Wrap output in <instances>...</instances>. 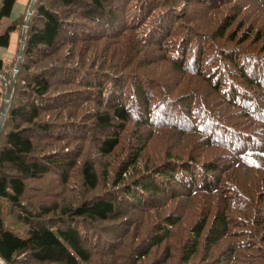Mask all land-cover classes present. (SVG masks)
<instances>
[{"label":"trees","instance_id":"16d2710c","mask_svg":"<svg viewBox=\"0 0 264 264\" xmlns=\"http://www.w3.org/2000/svg\"><path fill=\"white\" fill-rule=\"evenodd\" d=\"M10 80L6 264H264V0H34ZM72 174L80 199L28 193Z\"/></svg>","mask_w":264,"mask_h":264},{"label":"rangeland","instance_id":"374dc122","mask_svg":"<svg viewBox=\"0 0 264 264\" xmlns=\"http://www.w3.org/2000/svg\"><path fill=\"white\" fill-rule=\"evenodd\" d=\"M28 3L29 0H17L12 10L13 15L18 13L20 9L22 10L23 7H25ZM9 23V18L1 19L0 32L3 31ZM19 33L20 29L13 33L11 32L10 44L7 47L0 46V56L2 57L4 62L8 64L4 69L5 74L3 76L0 75V88L2 92L6 91L8 84L7 80L11 79L12 67L16 58L17 49L19 47ZM3 95L2 97H0V111L4 103ZM78 176L79 175L77 174H72L70 178L68 176V181L66 182V184L62 185L59 183L58 179L55 176H51L52 178L50 181L47 180L48 177L29 179L27 181V184L29 185V188L27 190L31 198L33 197V199L36 201L44 200L41 202L46 203H50V201L64 202L66 201V199L75 200L77 199V196L78 199H80L81 196L84 194L83 191H85V188ZM2 218L4 226L7 229H10L15 234H24L26 224L22 221L17 220L11 213H9V207L4 202L2 207ZM2 263L4 264L5 262L2 260Z\"/></svg>","mask_w":264,"mask_h":264},{"label":"water","instance_id":"95a60500","mask_svg":"<svg viewBox=\"0 0 264 264\" xmlns=\"http://www.w3.org/2000/svg\"><path fill=\"white\" fill-rule=\"evenodd\" d=\"M33 1L34 0H30L29 9H28V12H27V16L25 18V23L23 25V30L21 32L20 46H19V49H18V52H17V58H16V61H15V64H14V67H13V74H12L13 79L15 78V75H16V73L18 71L20 60H21V57H22V54H23V46H24V43H25V35H26V29H27V25H28V18L31 15ZM6 91H7V88H6ZM6 91L4 92V95H3L4 100L7 97ZM9 100H10V98L8 99V101ZM5 105H6V103H4V106H3V108H2V110L0 112V131H1L2 123H3V121H4L5 117H6V113H7V107ZM0 264H3L2 263V259H0Z\"/></svg>","mask_w":264,"mask_h":264},{"label":"bare ground","instance_id":"6f19581e","mask_svg":"<svg viewBox=\"0 0 264 264\" xmlns=\"http://www.w3.org/2000/svg\"><path fill=\"white\" fill-rule=\"evenodd\" d=\"M213 96H214V93L212 94ZM220 98V97H219ZM216 100H217V98H216ZM223 101V100H222ZM224 103V102H223ZM226 103V102H225ZM231 104V103H230ZM213 105V104H212ZM219 105H220V103H219ZM232 105V104H231ZM228 106V105H227ZM233 109V108H232Z\"/></svg>","mask_w":264,"mask_h":264}]
</instances>
